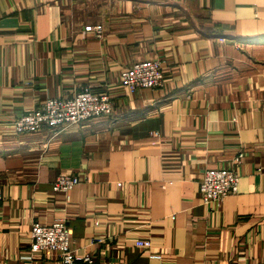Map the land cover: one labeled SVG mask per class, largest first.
Segmentation results:
<instances>
[{"label": "crops", "instance_id": "1", "mask_svg": "<svg viewBox=\"0 0 264 264\" xmlns=\"http://www.w3.org/2000/svg\"><path fill=\"white\" fill-rule=\"evenodd\" d=\"M148 58L164 84L123 86ZM90 84L112 115L14 131ZM241 152L238 192L204 203L205 171ZM61 173L80 184L53 191ZM59 218L97 264H264V0H0V264H62L30 248Z\"/></svg>", "mask_w": 264, "mask_h": 264}, {"label": "built area", "instance_id": "2", "mask_svg": "<svg viewBox=\"0 0 264 264\" xmlns=\"http://www.w3.org/2000/svg\"><path fill=\"white\" fill-rule=\"evenodd\" d=\"M85 31L103 36L102 25H86ZM121 84L131 91L158 88L164 84L165 71L159 58H148L134 62L124 68L120 75ZM114 103L112 96L94 85H85L71 96L49 98L40 105L26 111L12 122L18 134L40 133L46 129L66 130L85 121L112 115ZM244 157L239 153L232 167L215 168L205 171L201 185V198L204 203H218L226 196L238 192L240 175L235 168ZM78 175L61 173L55 180L53 191H69L79 185ZM95 241H102L95 238ZM72 232L65 219L59 218L50 224L35 222L31 230V251L49 250L58 253L62 264H97L90 254H75L72 249ZM136 244L151 248L150 239H138Z\"/></svg>", "mask_w": 264, "mask_h": 264}]
</instances>
